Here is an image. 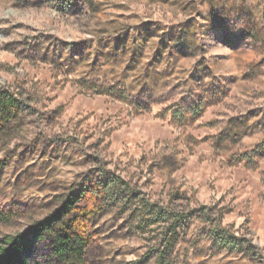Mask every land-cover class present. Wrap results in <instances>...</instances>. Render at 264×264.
Listing matches in <instances>:
<instances>
[{
  "label": "rangeland",
  "instance_id": "obj_1",
  "mask_svg": "<svg viewBox=\"0 0 264 264\" xmlns=\"http://www.w3.org/2000/svg\"><path fill=\"white\" fill-rule=\"evenodd\" d=\"M0 87V245L85 191L77 264H264V0H0Z\"/></svg>",
  "mask_w": 264,
  "mask_h": 264
},
{
  "label": "trees",
  "instance_id": "obj_2",
  "mask_svg": "<svg viewBox=\"0 0 264 264\" xmlns=\"http://www.w3.org/2000/svg\"><path fill=\"white\" fill-rule=\"evenodd\" d=\"M22 112L21 99L10 89L0 87V140L4 127L18 120ZM108 182L110 183L106 184L98 195L110 194L120 182L125 185L121 180H110ZM94 194H97V192ZM85 195V191H71L70 194L66 195L56 211L31 225L27 234L5 237L4 245H0V264H26L21 257L22 253L25 252L26 246L40 238L45 232L53 236L55 250L59 257L67 262L82 263L88 238L86 237L84 223L80 222L78 218H74L72 214L76 212L77 203ZM214 236L218 244L229 251L243 252L244 250L249 254L253 253L250 250L252 247L249 242L247 247H244V240L225 232L222 228H218ZM157 262V264H165L162 256L158 257Z\"/></svg>",
  "mask_w": 264,
  "mask_h": 264
}]
</instances>
